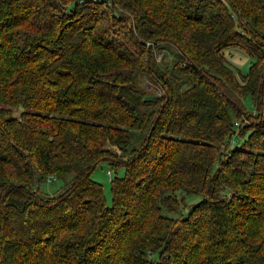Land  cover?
Returning <instances> with one entry per match:
<instances>
[{
    "label": "trees",
    "instance_id": "16d2710c",
    "mask_svg": "<svg viewBox=\"0 0 264 264\" xmlns=\"http://www.w3.org/2000/svg\"><path fill=\"white\" fill-rule=\"evenodd\" d=\"M0 264H264V0H0Z\"/></svg>",
    "mask_w": 264,
    "mask_h": 264
},
{
    "label": "rangeland",
    "instance_id": "374dc122",
    "mask_svg": "<svg viewBox=\"0 0 264 264\" xmlns=\"http://www.w3.org/2000/svg\"><path fill=\"white\" fill-rule=\"evenodd\" d=\"M168 51L167 49H164ZM161 52V51H157ZM156 53V50H155ZM163 53V51L161 52ZM161 53L159 55H155L154 59L156 62L160 61ZM224 56L226 57L227 61L229 62L230 66L233 68V70L239 72L240 74H244L247 70L248 63H249V58L239 51L238 49L235 48H229L226 52H224ZM165 61H168L169 63V58L165 57ZM141 85L149 92L148 94H156L158 92V88L154 86L151 82H147L145 80L141 81ZM245 109L247 112H251L250 107L248 104H245ZM232 140V141H231ZM234 141V143L240 144L241 139H239L237 136H234L232 139H230V144ZM109 170L111 172V177L113 176L112 169L107 167L104 163L98 164L93 171L90 174V179L94 180L95 182H98L101 187H102V194L104 197V201L106 204H109L110 201V194H109V189H108V181L105 176V172ZM121 172L117 171V174L119 175ZM59 183L55 180H50V181H43L38 185V190L41 192H45L47 194H50L54 192L58 187ZM197 195H192V194H184L183 195V204L184 208H182L181 212H184V209L192 204L195 203L198 200ZM183 210V211H182Z\"/></svg>",
    "mask_w": 264,
    "mask_h": 264
},
{
    "label": "water",
    "instance_id": "95a60500",
    "mask_svg": "<svg viewBox=\"0 0 264 264\" xmlns=\"http://www.w3.org/2000/svg\"><path fill=\"white\" fill-rule=\"evenodd\" d=\"M152 97H151V95H145L143 98H142V100H144V101H148V100H150Z\"/></svg>",
    "mask_w": 264,
    "mask_h": 264
}]
</instances>
